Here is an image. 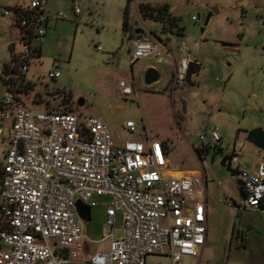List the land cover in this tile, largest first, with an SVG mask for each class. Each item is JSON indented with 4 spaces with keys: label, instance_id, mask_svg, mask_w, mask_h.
<instances>
[{
    "label": "rangeland",
    "instance_id": "1",
    "mask_svg": "<svg viewBox=\"0 0 264 264\" xmlns=\"http://www.w3.org/2000/svg\"><path fill=\"white\" fill-rule=\"evenodd\" d=\"M30 1L0 0V75L10 61L11 41L16 51L21 49L7 30L9 21L3 7L16 3L27 6ZM72 1L47 0L51 14L63 12L70 19L50 24L40 61L31 62L37 88L42 93L46 86L56 89L48 98L60 109L96 117L124 140L137 138L122 127L125 121H132L135 133L146 131L165 143L176 169L201 171L212 218L209 237L201 257H184L182 264H264V206L234 213L228 201L238 204L241 197L229 168L220 164L232 148L240 151L242 169L253 171L264 162V151L246 140L248 131H264V0H207V5L217 12L205 26V5L199 0H132L128 17L134 31L142 30L150 40H168V47L179 58L183 42L190 62L200 65L189 86L185 83L173 93L169 86L175 62L170 74L167 65H157L149 59L129 62L134 37L129 40L122 29L127 0H77L76 15ZM141 3L167 4L169 13L183 28L182 35L163 32L161 21L142 19L137 13ZM51 69L59 70L60 76L45 78ZM149 69H154L159 78L147 85L144 75ZM119 81L129 83L135 95L120 96ZM5 94L0 81V100ZM25 107L32 111L43 109ZM211 129H216L223 143L220 150L208 149L201 159L195 152L202 146L199 135ZM8 141L9 131L4 128L0 135V166ZM108 202L107 197H93L88 204L94 203L90 206V221L82 223L87 238L85 256L108 248V242H101ZM114 236H122L120 213L115 216ZM154 263L169 264L164 258L147 259V264Z\"/></svg>",
    "mask_w": 264,
    "mask_h": 264
},
{
    "label": "built area",
    "instance_id": "2",
    "mask_svg": "<svg viewBox=\"0 0 264 264\" xmlns=\"http://www.w3.org/2000/svg\"><path fill=\"white\" fill-rule=\"evenodd\" d=\"M46 5L47 0H31L27 6L3 10L20 30L23 75L29 71L34 49L44 41L48 22L69 19L63 12L49 14ZM72 6L77 14L78 1L73 0ZM126 31L134 37L131 64L140 59L158 65L173 61L164 42L147 39L142 30L135 33L128 27ZM179 50L182 56L175 61L169 86L172 93L185 85L190 62L183 42ZM59 75L57 70L46 74L49 79ZM117 88L122 97L135 95L124 81ZM0 121L9 124L1 164L0 264H147L150 257L182 264L184 257L200 254L206 235L204 179L200 173L169 174L176 167L159 139L145 131L142 138L118 137L117 141L96 117L32 111L12 92L0 100ZM122 127L136 134L132 121ZM2 130L0 126V134ZM199 141L201 148H221L223 143L216 129L201 133ZM241 164L240 151L232 148L226 166L241 197L238 204L228 201L234 213L264 205V162L253 171L242 169ZM93 197L109 199L101 238L108 248L85 256L87 238L75 204L88 205ZM117 213L122 217L121 238L114 236Z\"/></svg>",
    "mask_w": 264,
    "mask_h": 264
},
{
    "label": "crops",
    "instance_id": "3",
    "mask_svg": "<svg viewBox=\"0 0 264 264\" xmlns=\"http://www.w3.org/2000/svg\"><path fill=\"white\" fill-rule=\"evenodd\" d=\"M17 4H23V3H16L15 5H17ZM15 5H13V6H6V7H9V8H12V7H14ZM6 7H3V10H4V8H6ZM126 7V6H125ZM125 10V9H124ZM124 10H123V17H124ZM128 10H129V8H128ZM46 11L49 13V14H51L48 10H47V5H46ZM138 13V12H137ZM74 14V13H73ZM76 15V14H75ZM69 17V16H68ZM7 18V20L9 21V28H7V30H9L12 34H13V37H14V39H15V41L17 42V43H19L20 45H21V49L19 50V51H16V49H15V43H14V41H11V44L9 45V48H10V52H11V54L13 53V54H15V55H17V56H19L20 55V53H21V50H22V47H23V43H22V40H21V34H20V30H19V28H18V26H17V24H16V22H15V20L12 18V17H6ZM69 19H70V17H69ZM69 19H67V20H69ZM55 21H57V20H50L49 22H48V24H47V26H46V32H45V36H44V39H45V37H46V34H47V31H48V29H49V26H50V24L52 23V22H55ZM128 27H131L132 29H133V26H132V22L129 20V17H128V11H127V16H126V25H125V27L123 26V19H122V29H123V31L127 34V36H128V39L130 40V36L128 35V33H127V29H128ZM134 31V30H133ZM135 31H139L138 29H136ZM154 40H160V41H162V42H164L166 45H167V47H168V40H163V39H161V38H155ZM44 42V41H43ZM43 44V43H42ZM42 44L37 48L38 50H37V52H39V56H37L36 55V53L31 57V59H30V62H29V71H28V73L26 74V79L32 84V87H31V89H29L28 91H26V92H24V93H21L19 96L22 98V100H23V103H24V105H30V106H42V110H39V111H46V110H58V111H60L61 109H56L57 107H54V106H57L58 104H56V103H54V102H52L51 101V99L50 98H48V96H50V97H53V92H55V90L56 89H54V90H49L48 88H47V86H46V88H44V94L42 93V91H40V89H38L37 88V85L35 84V82H34V80H33V77H34V73L30 70V66H31V62H32V60H37V61H40V58H41V46H42ZM169 48V47H168ZM170 49V48H169ZM171 50V49H170ZM16 52V53H15ZM172 52V51H171ZM129 54V53H128ZM172 55H173V61L172 62H170V63H168V64H164V65H167L166 67H168V72H169V74L171 73V69H172V64L179 58V56L180 55H178V56H176V55H174L173 54V52H172ZM130 62V61H129ZM194 62H196V61H194ZM193 62V63H194ZM131 64V63H130ZM196 64V63H195ZM158 65V64H157ZM3 69V68H2ZM200 69V65H198V70ZM56 70V69H55ZM54 69H51V70H48L47 72H49V71H55ZM57 71H59V70H57ZM47 72H46V74H47ZM46 74H45V78H47V76H46ZM60 76V75H59ZM58 78V77H57ZM159 78V77H158ZM47 79H49V78H47ZM56 79V78H55ZM169 81H170V79H169ZM155 83V82H154ZM127 84H129V83H127ZM130 85V84H129ZM131 86V85H130ZM132 87V86H131ZM8 91L6 90V93H7ZM60 107V106H59ZM39 111H36V112H39ZM2 125H4L5 127L4 128H6L8 131H9V124L8 123H5V122H1L0 121V126H2ZM4 128H3V130H2V133H3V131H4ZM115 132V131H114ZM0 135H2V134H0ZM113 136H114V138H115V140H117L118 141V137H119V134L117 133V132H115L114 134H113ZM136 136H137V138H142V135L141 134H137L136 133ZM120 138V137H119ZM122 139V138H121ZM208 151H204L203 152V154H202V158H204V156L206 155V153H207ZM258 165V164H257ZM184 170H186V169H184ZM184 170H179V169H176V170H174V171H171L172 173H174V172H179V173H182V174H184V173H190L189 171H184ZM195 170L196 171H194V172H196V173H200L201 175H202V173H201V171L199 170V169H197V168H195ZM252 171V170H251ZM205 193H206V182H205ZM205 196H206V194H205ZM205 215H206V235H205V243H204V245L202 246V248H201V250H200V254L197 256V257H194V258H199V257H201V255H202V252H203V250H204V247H205V244H206V242L208 241V237H209V227H210V224H211V221H212V218H211V214H210V211H209V206H208V200H207V197H206V203H205ZM85 249H86V243H85V245H84V251H85ZM86 256H90V254H86Z\"/></svg>",
    "mask_w": 264,
    "mask_h": 264
},
{
    "label": "trees",
    "instance_id": "4",
    "mask_svg": "<svg viewBox=\"0 0 264 264\" xmlns=\"http://www.w3.org/2000/svg\"><path fill=\"white\" fill-rule=\"evenodd\" d=\"M130 1L131 0H127V5L124 10V17H123L124 27L126 25V16L130 5ZM137 12L142 19L150 18L153 20L163 22L164 24L162 26L163 32H170L178 35H182L183 33V28L178 25V19L169 13L168 5L165 3L163 4L141 3L140 5L137 6ZM37 50L38 49H34L33 55L36 53V55L39 56V52H37ZM22 61L23 60L20 58V55L17 56L12 53L10 57V61L4 64L0 75V81L3 83L6 90L8 92H12L17 95H20L21 93L28 91L32 87V84L26 79V75H23L20 72V66L22 64ZM53 94H55V92H53ZM59 106L60 105H57L56 109H60L61 106L60 107ZM61 110L65 111V109H61ZM163 144L164 146H166L164 142ZM208 149L220 150L221 148L208 145L205 148H196L195 152L198 155V157L202 159L203 152L208 151ZM2 178H3V174L0 166V186H1Z\"/></svg>",
    "mask_w": 264,
    "mask_h": 264
},
{
    "label": "water",
    "instance_id": "5",
    "mask_svg": "<svg viewBox=\"0 0 264 264\" xmlns=\"http://www.w3.org/2000/svg\"><path fill=\"white\" fill-rule=\"evenodd\" d=\"M212 12H217L216 8L212 9ZM211 12H209L204 20V25H206L208 18L210 16ZM198 17V15H197ZM136 31L135 33H137ZM198 71V65L189 62L187 67V73H186V86H189L191 76L195 74ZM158 80V73L154 69H149L144 75V83L147 85L153 84ZM78 105L82 104V101L77 102ZM184 105V102H183ZM184 111V109H183ZM246 140L250 142L254 147L257 149L264 151V131L261 128H255L247 132ZM227 157L224 156L221 159V166H225ZM76 211L79 215V217L83 220V222H89L90 221V207L80 201H77L76 204Z\"/></svg>",
    "mask_w": 264,
    "mask_h": 264
},
{
    "label": "flooded vegetation",
    "instance_id": "6",
    "mask_svg": "<svg viewBox=\"0 0 264 264\" xmlns=\"http://www.w3.org/2000/svg\"><path fill=\"white\" fill-rule=\"evenodd\" d=\"M199 2H201V4L202 3H204V5H205V14H204V17L206 18V16H207V14L209 13V12H211V14H210V16H209V18H208V21H209V19L214 15V12H212V9L214 8L212 5H207V0L205 1V0H199ZM205 18H204V20H205ZM207 21V22H208ZM207 24V23H206ZM205 26V25H204ZM227 157V156H226ZM226 161H227V159H226ZM225 164H226V162H225Z\"/></svg>",
    "mask_w": 264,
    "mask_h": 264
},
{
    "label": "bare ground",
    "instance_id": "7",
    "mask_svg": "<svg viewBox=\"0 0 264 264\" xmlns=\"http://www.w3.org/2000/svg\"><path fill=\"white\" fill-rule=\"evenodd\" d=\"M172 172H170L169 174H171ZM185 174H197L196 172H190V173H184V174H182V173H180L179 175H172V176H175V177H179V176H182V175H185Z\"/></svg>",
    "mask_w": 264,
    "mask_h": 264
}]
</instances>
